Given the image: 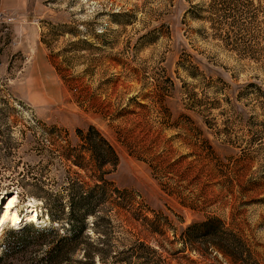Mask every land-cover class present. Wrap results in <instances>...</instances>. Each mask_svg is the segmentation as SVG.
<instances>
[{
  "label": "rangeland",
  "instance_id": "obj_1",
  "mask_svg": "<svg viewBox=\"0 0 264 264\" xmlns=\"http://www.w3.org/2000/svg\"><path fill=\"white\" fill-rule=\"evenodd\" d=\"M91 128L132 203L111 210L114 250L142 241L152 264H264V0H0V217L25 192L21 224L48 225L35 177H77L70 167L91 181L61 156ZM72 260L87 263L82 249Z\"/></svg>",
  "mask_w": 264,
  "mask_h": 264
},
{
  "label": "trees",
  "instance_id": "obj_2",
  "mask_svg": "<svg viewBox=\"0 0 264 264\" xmlns=\"http://www.w3.org/2000/svg\"><path fill=\"white\" fill-rule=\"evenodd\" d=\"M78 136L80 145L78 147L69 145L63 149L61 156L88 172L91 181H85L70 167L69 174L73 172L77 177L66 176L61 181H41L35 177L33 185L40 190V195L36 196L42 201L49 224L40 226L27 222L11 227L1 245L0 264L27 261L30 255L37 252L39 254L31 262L73 264L72 256L80 249L83 250L86 264H96V259L104 262L109 257L115 259L114 262L122 264H131L135 257L144 264L155 262L154 258L158 251L142 241L127 251L114 250L109 232L113 229L111 214L116 216V213L111 210L116 207L126 208L123 204L132 205L130 198L124 196L106 177L109 173L106 166L115 168L118 158L113 147L94 128L85 133L79 130ZM85 153L88 155L86 162ZM24 193L18 194V200L19 197H24ZM133 216L141 218L138 212L133 213ZM144 221L148 226L154 227L153 233L162 232L156 227H159L155 225L156 220L145 217ZM210 222L199 225L202 233L196 231L198 227L189 226V232L191 229L196 231L188 235L189 241L195 243L199 238L207 236L211 232ZM90 228L100 235L96 243L90 240L91 237L88 235ZM192 244L191 248L195 249ZM129 251L130 254L127 255Z\"/></svg>",
  "mask_w": 264,
  "mask_h": 264
},
{
  "label": "bare ground",
  "instance_id": "obj_3",
  "mask_svg": "<svg viewBox=\"0 0 264 264\" xmlns=\"http://www.w3.org/2000/svg\"><path fill=\"white\" fill-rule=\"evenodd\" d=\"M18 202V195L11 194L9 195L3 205H2V210L4 211V214L0 217V227L3 226L4 222L10 220V224L13 227L19 226L21 224L22 216L18 214V212L15 210L16 208V203ZM27 219H32L35 217V213L33 214V211H27V213L24 216Z\"/></svg>",
  "mask_w": 264,
  "mask_h": 264
}]
</instances>
